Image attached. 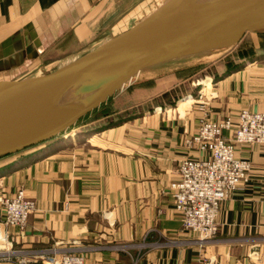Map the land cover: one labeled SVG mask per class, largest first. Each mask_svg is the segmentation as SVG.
<instances>
[{"label":"crops","instance_id":"0c3cea01","mask_svg":"<svg viewBox=\"0 0 264 264\" xmlns=\"http://www.w3.org/2000/svg\"><path fill=\"white\" fill-rule=\"evenodd\" d=\"M163 1L0 0V64H8L0 71L66 56L69 62L104 30L118 29L133 15L139 19ZM249 34L262 53L193 85L184 98L193 102L182 111L175 110L181 99L95 133L84 129L96 120L89 118L0 159L7 196L22 191L36 203L22 230H6L16 256L8 260L0 248V264H17L18 258L42 264L28 254L54 245L86 249L84 264H264V145L236 148L251 171L220 204L216 235L203 248L186 243L193 236L182 230L170 189L181 160L207 157L191 140L201 120L235 119L241 109L264 112V32ZM209 90L211 97L194 102Z\"/></svg>","mask_w":264,"mask_h":264},{"label":"water","instance_id":"95a60500","mask_svg":"<svg viewBox=\"0 0 264 264\" xmlns=\"http://www.w3.org/2000/svg\"><path fill=\"white\" fill-rule=\"evenodd\" d=\"M264 31V0H164L51 72L0 80V158L67 132L150 68Z\"/></svg>","mask_w":264,"mask_h":264},{"label":"built area","instance_id":"2783aa9c","mask_svg":"<svg viewBox=\"0 0 264 264\" xmlns=\"http://www.w3.org/2000/svg\"><path fill=\"white\" fill-rule=\"evenodd\" d=\"M191 140L207 152V157L186 158L179 162L177 179L170 184L171 202L183 232L193 236L186 243L203 248L216 235L220 204L247 179L251 171V163L239 158L236 148L244 144L264 145V112L241 109L235 119L229 116L219 120L203 119ZM34 207V202L22 198L21 194L4 201L0 244H6L8 228L22 230ZM7 246L3 251L9 260L16 253L9 249V244ZM85 252L86 249L82 248L54 245L31 252L28 257L42 264H84ZM25 263L26 260L17 259V264Z\"/></svg>","mask_w":264,"mask_h":264},{"label":"rangeland","instance_id":"374dc122","mask_svg":"<svg viewBox=\"0 0 264 264\" xmlns=\"http://www.w3.org/2000/svg\"><path fill=\"white\" fill-rule=\"evenodd\" d=\"M141 1L144 3L146 0H139V3ZM150 7V5H147L145 6V9L148 10ZM138 17L134 15L128 17V21L125 24L119 26L118 29L113 28L104 30L98 36V39L96 40L98 42H95L96 44L81 48L80 52H83L84 50L85 52L89 51L108 37L135 22ZM254 37L255 34H247L242 39L240 44L225 52H215L192 56L189 58L164 63L141 72L138 77L130 83L129 86L124 88L115 96V99L107 103V107L116 111V113L114 112V114L111 116L93 120L95 121L94 124L84 127V129L88 133H95L102 129L111 128L131 121L133 120V117L139 118L145 113L151 114L155 111V109L166 107L165 105L170 103L172 98H174L175 103L181 101V99L183 100L185 97H187V94L193 90L192 88L197 86L196 84L202 82L207 76L216 75L224 69L228 70L229 68L231 69L235 66H240L243 63L238 62V60H242L243 58L248 60L257 54H261L262 49L254 42ZM69 59L71 58L66 56L60 58L56 62L51 61L42 64H26L24 67L15 71H0V80L15 78L18 75L25 78L43 75L53 71ZM227 60L230 61L228 64L225 63ZM207 65H209L207 68H202ZM4 66L7 67L8 64H0V68H4ZM24 71L25 73H22ZM187 78H189V80L186 82ZM181 81H185L186 83L181 85L180 90L169 89L173 86V84ZM207 96H212V92L210 90L204 91L203 95H201V93L196 94L194 96V100L196 101L194 102H198L197 104L204 102ZM96 115L98 117L99 113L95 114V116ZM128 118L130 119L127 121L124 120ZM88 119L89 118L85 119L84 121L86 122ZM119 120L120 122H118ZM80 124L81 123L76 124L71 129L79 126ZM18 194H21L22 198L34 202V210L36 209L35 201L26 198L22 191H18L12 196H7L3 190V185L0 184V219L3 212L4 201L6 199L17 198ZM7 245L8 242L3 245L0 244V248L6 249V247L8 248Z\"/></svg>","mask_w":264,"mask_h":264},{"label":"trees","instance_id":"16d2710c","mask_svg":"<svg viewBox=\"0 0 264 264\" xmlns=\"http://www.w3.org/2000/svg\"><path fill=\"white\" fill-rule=\"evenodd\" d=\"M261 32H264V31H261ZM230 69V68H229ZM109 101H111V99H109L105 104L101 105L97 110H94L93 112H91L90 114L86 115L85 117H83L79 122H77V124L81 123L82 121H84L85 119L87 118H92L93 119H98V118H102V117H107V116H111L114 114V112L116 113V111L112 110L111 108L107 107V103H109ZM180 102V101H179ZM175 102H174V98H172V101L170 103H167L165 106L166 107H172L174 106ZM177 106V105H176ZM164 107V106H163ZM99 113L98 117L97 115L95 116V114ZM92 116V117H91ZM134 118H137V117H133L132 119ZM130 118L128 119H124V120H129ZM120 122V120L118 121ZM35 148V147H34ZM27 151V150H25ZM25 151H22V152H19V153H23ZM17 153V154H19ZM13 156V155H11ZM6 157H9V156H5V157H1L0 159L2 158H6Z\"/></svg>","mask_w":264,"mask_h":264},{"label":"bare ground","instance_id":"6f19581e","mask_svg":"<svg viewBox=\"0 0 264 264\" xmlns=\"http://www.w3.org/2000/svg\"><path fill=\"white\" fill-rule=\"evenodd\" d=\"M210 80H207L206 82V87L208 88L210 86V83H209ZM212 87V85H211ZM206 88V89H207ZM201 93V92H200ZM195 99V98H194ZM193 102V98L192 97H189V98H186L184 100H182L180 103L177 104V106L175 107V110L177 111H182L185 107H187L188 105H190L191 103ZM171 110V109H169ZM1 240V238H0Z\"/></svg>","mask_w":264,"mask_h":264}]
</instances>
